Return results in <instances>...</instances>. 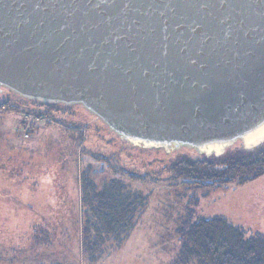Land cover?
I'll use <instances>...</instances> for the list:
<instances>
[{"label": "water", "instance_id": "obj_1", "mask_svg": "<svg viewBox=\"0 0 264 264\" xmlns=\"http://www.w3.org/2000/svg\"><path fill=\"white\" fill-rule=\"evenodd\" d=\"M8 94L79 107L160 162L252 153L264 147V0H0Z\"/></svg>", "mask_w": 264, "mask_h": 264}, {"label": "rangeland", "instance_id": "obj_2", "mask_svg": "<svg viewBox=\"0 0 264 264\" xmlns=\"http://www.w3.org/2000/svg\"><path fill=\"white\" fill-rule=\"evenodd\" d=\"M89 118L79 107L41 105L14 94L0 98V259L176 264L182 223L216 216L242 229L246 237H264V175L217 188L181 186L184 179L166 180V175L154 173L158 166L147 164L156 153L144 156ZM97 159L107 161L97 181L118 177L148 196V203L123 245L91 263L82 246L80 175L88 165L99 171ZM27 204L42 214L34 216Z\"/></svg>", "mask_w": 264, "mask_h": 264}, {"label": "trees", "instance_id": "obj_3", "mask_svg": "<svg viewBox=\"0 0 264 264\" xmlns=\"http://www.w3.org/2000/svg\"><path fill=\"white\" fill-rule=\"evenodd\" d=\"M97 160L101 162L99 171L88 165L80 175L85 218L82 246L91 263H97L123 245L148 203V196L131 190L118 177L97 181L107 166L105 159ZM147 164L158 166L154 173L160 177L166 175V180L184 179L181 186L217 188L234 182L244 184L263 176L264 147L219 159L192 162L182 158L169 163L153 160ZM129 176L138 178L134 174ZM177 233L180 245L176 264H264V237H246L242 229L222 217L184 221Z\"/></svg>", "mask_w": 264, "mask_h": 264}, {"label": "crops", "instance_id": "obj_4", "mask_svg": "<svg viewBox=\"0 0 264 264\" xmlns=\"http://www.w3.org/2000/svg\"><path fill=\"white\" fill-rule=\"evenodd\" d=\"M29 212H31L34 216H35V213L36 214H42L40 212L39 209L37 208H33L31 206H29V204H27L26 208ZM36 219H33L32 222L35 224L38 223V221H35ZM38 220V218H37ZM40 259V258H39ZM39 259L37 257H33V258H30V257H23L22 259H15L14 257L12 258H1L0 259V264H38L39 263Z\"/></svg>", "mask_w": 264, "mask_h": 264}]
</instances>
